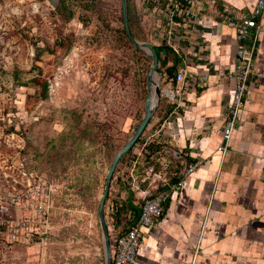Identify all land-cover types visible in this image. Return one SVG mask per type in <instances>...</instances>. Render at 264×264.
Masks as SVG:
<instances>
[{
  "label": "rangeland",
  "instance_id": "obj_1",
  "mask_svg": "<svg viewBox=\"0 0 264 264\" xmlns=\"http://www.w3.org/2000/svg\"><path fill=\"white\" fill-rule=\"evenodd\" d=\"M123 30L121 0H0V172L24 156L60 186L45 241L0 245L11 264H105L100 199L145 115L150 71Z\"/></svg>",
  "mask_w": 264,
  "mask_h": 264
},
{
  "label": "crops",
  "instance_id": "obj_2",
  "mask_svg": "<svg viewBox=\"0 0 264 264\" xmlns=\"http://www.w3.org/2000/svg\"><path fill=\"white\" fill-rule=\"evenodd\" d=\"M220 1L249 11L257 0ZM258 23L255 77L225 154L217 149L235 90L234 32L214 20L197 23L202 48L187 65L197 75L167 118L163 154L179 159L180 167L205 163L146 231L137 264H264V12ZM156 129L151 124L148 135ZM115 182L121 200L133 201L134 225L140 201Z\"/></svg>",
  "mask_w": 264,
  "mask_h": 264
},
{
  "label": "built area",
  "instance_id": "obj_3",
  "mask_svg": "<svg viewBox=\"0 0 264 264\" xmlns=\"http://www.w3.org/2000/svg\"><path fill=\"white\" fill-rule=\"evenodd\" d=\"M133 5L145 42L179 56L180 65H184L175 75V85L165 91L171 105L185 97L192 87L189 80L197 75L187 67L191 54L197 55L202 48L197 23L214 20L234 32L235 90L225 113L223 139L217 149L225 154L240 124V112L255 77V32L264 12V0H257L249 11L220 0H133ZM202 80H207V76L202 75ZM166 127L167 120L136 144L119 168L116 180L138 197L141 213L125 234L114 239L113 264H137L146 231L157 227L172 196L181 192L205 163L204 160L185 163L180 178L171 180L173 160L163 154L164 149L161 152L151 149L154 142L167 145ZM29 166L28 158L23 156L7 168L12 173L0 172V245H30L33 241H45L52 233L60 186ZM133 214H129L130 219L136 218ZM4 256L0 257V264H11Z\"/></svg>",
  "mask_w": 264,
  "mask_h": 264
},
{
  "label": "trees",
  "instance_id": "obj_4",
  "mask_svg": "<svg viewBox=\"0 0 264 264\" xmlns=\"http://www.w3.org/2000/svg\"><path fill=\"white\" fill-rule=\"evenodd\" d=\"M91 3H94V2L92 1ZM88 8H89V6H87V8H85V9L88 10ZM70 19L71 18H69V17H66V18L64 17V20L67 22ZM128 20H129V24H130V27H131V30H132L134 37L137 40H141V41L145 42L146 39L144 37L139 18L135 12L133 0H128ZM123 34L127 38L128 42L133 45V43L130 41V39L127 35L125 27L123 30ZM134 49H135L136 53L140 55L141 59L144 60L146 63H148L149 69H150L152 66V60L149 59L140 50L136 49L135 47H134ZM159 50L160 51L157 50V52L159 54V60L161 63L160 70L163 73V79L165 82H167L169 84L171 83L172 85H175V82H174L175 74L177 73V71L179 69V66L181 64V59L179 56L173 54L172 52H163V50H161V49H159ZM163 54L165 55V57L163 56ZM45 91H47V87H46ZM172 111H173V106H169V105L165 106V104L163 103L157 109L153 118L159 117L160 123L162 124L164 121L167 120L168 116L172 113ZM151 122H152V120H151ZM150 123H149V125H150ZM145 131H144V133H145ZM144 133L141 135L140 139L137 141L136 144H140L141 142L144 141V139H145ZM133 148L123 157V159H121V161H120V163H119V165L115 171L114 177H113L114 182L116 180L120 166L126 161L128 156L132 152ZM151 149H153L154 151H157V152H161L164 149V146L162 144L154 142L151 144ZM179 162H180L179 159L173 158V165H172L171 170H170V179L173 181H177L180 178V172H181L182 167H180ZM133 209H134L133 208V201L121 200L120 193L117 196V198H111V193L109 194L107 201H106L105 212H106V217H107V222H108V227H109V232H110V237H111V244L114 243L115 238L121 236L122 234H125L133 226V224L131 223V220L129 218V214ZM110 229H113V231Z\"/></svg>",
  "mask_w": 264,
  "mask_h": 264
},
{
  "label": "water",
  "instance_id": "obj_5",
  "mask_svg": "<svg viewBox=\"0 0 264 264\" xmlns=\"http://www.w3.org/2000/svg\"><path fill=\"white\" fill-rule=\"evenodd\" d=\"M54 1V0H52ZM122 3V12H123V22L124 27L127 32V35L130 39V41L133 43L134 47L141 52H143L149 59L152 60V66L150 68V71L147 76L148 81V95L145 102V115L139 124L138 128L134 132V134L131 136V138L128 140V142L123 146V148L115 155L110 169L108 171L107 177H106V184L104 188V192L100 199L99 204V218H100V224L104 239V247H105V264H113L112 261V244H111V237L105 212V206L107 198L110 194L111 186L113 177L115 174V171L123 157L136 145L137 141L140 139L141 135L144 133L146 128L148 127L149 123L151 122L157 107L161 104L162 96H161V90H160V80L163 78V73L160 70L161 63L159 60V54L155 47L150 45L147 42H142L137 40L131 30L129 20H128V0H121ZM160 75L159 82L157 84L155 83L154 76ZM154 86V92L157 96V100L155 102H151L152 97V91Z\"/></svg>",
  "mask_w": 264,
  "mask_h": 264
},
{
  "label": "bare ground",
  "instance_id": "obj_6",
  "mask_svg": "<svg viewBox=\"0 0 264 264\" xmlns=\"http://www.w3.org/2000/svg\"><path fill=\"white\" fill-rule=\"evenodd\" d=\"M154 80H155V83L157 84V82H159V75H155ZM166 92H167V90H166ZM152 94H153V101L152 102H155L157 100V96L154 92V86H153Z\"/></svg>",
  "mask_w": 264,
  "mask_h": 264
}]
</instances>
